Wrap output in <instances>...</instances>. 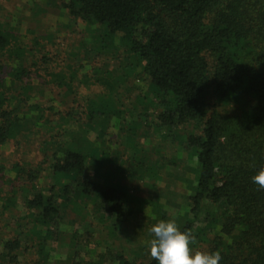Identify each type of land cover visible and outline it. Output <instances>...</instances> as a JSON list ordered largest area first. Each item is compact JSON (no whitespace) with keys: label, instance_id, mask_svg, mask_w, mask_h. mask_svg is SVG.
<instances>
[{"label":"trees","instance_id":"obj_1","mask_svg":"<svg viewBox=\"0 0 264 264\" xmlns=\"http://www.w3.org/2000/svg\"><path fill=\"white\" fill-rule=\"evenodd\" d=\"M39 1L29 0L36 17L42 3L54 1L70 21L91 29L93 47L83 64L67 61L75 53L54 62L37 37L23 43L17 20L0 22V264H52L48 245L64 232L68 211L111 217L116 237L144 209V202L130 207L121 177L156 181L168 165L184 173L186 209L171 219L154 202L152 224L175 221L195 237L193 251H219L220 264H264V188L252 183L264 169V0ZM34 75L67 96L82 87L98 94L86 100L82 119L70 113L53 122L54 105L45 107L32 94ZM139 81L145 90L123 97ZM124 112L133 123H121L130 149L125 174L102 148L111 121L120 123ZM97 120L100 146L88 139ZM42 128L56 131L42 143L46 169L4 163L7 144ZM152 132L175 146V156L141 149L140 137ZM154 154L158 167L150 162ZM44 170L52 180L45 191ZM145 246L123 247L115 263L157 264Z\"/></svg>","mask_w":264,"mask_h":264},{"label":"rangeland","instance_id":"obj_2","mask_svg":"<svg viewBox=\"0 0 264 264\" xmlns=\"http://www.w3.org/2000/svg\"><path fill=\"white\" fill-rule=\"evenodd\" d=\"M37 1L40 3L39 0ZM29 3V0H0V22L13 23L14 19L17 20L16 25L20 28L18 29L19 34L21 37L25 35L23 43L25 45L30 43L31 45L32 35L37 37L41 44L39 49L41 48L42 52L48 53L49 58L53 59L54 62H59V59L55 58L59 55L64 57L69 53H75L77 57L68 58L67 61L73 67L77 64H83L85 50H90L93 47L91 41L94 33L91 32V29L87 28L85 24L70 21L66 11L54 1L48 5L42 3L41 10L44 12L37 17L34 15L35 12L31 11ZM26 30L33 32V34L28 35ZM47 79L41 75H34L32 94L41 105L49 108L54 105L55 110L49 114V119L53 122L57 121L60 116H67L70 113L73 114L75 121L82 119L86 100L98 94V90L95 88L82 87L73 96H67L63 90L56 89L52 84H47ZM145 85L146 83L140 81L131 85L132 87L129 89L132 90V93L127 94L125 92L123 97L134 98L139 90H145ZM138 112L139 110H137ZM129 121L130 116L126 112H124L120 123L117 120L111 121L102 143L103 150L110 155L109 159L114 161L116 166L124 171V174L130 169L128 164L130 149L126 145L124 135L127 130L123 129L121 123L126 124L124 126L133 125V123L127 124ZM100 125L101 120L95 121L94 130L90 131L88 135V139L96 146H100L99 141H96V133L99 131ZM54 133L56 131L49 133L42 128L41 133L35 130L31 134L25 135V138L19 140L17 144L10 142L2 149L1 159L8 166L15 162H25L34 168L46 169L48 159L44 158L42 143L45 140L50 141V137ZM150 135H152L151 138L149 136L140 137L142 150L154 152L155 149L160 148L165 157L171 159L175 156V146H170L164 142L163 136H155L153 132ZM149 158L151 165L158 167L155 162L159 161L160 158L156 154L149 156ZM163 164H167L165 160ZM161 169L157 170L158 179L156 181L149 179L136 181L135 178L132 179L128 175L121 177V183L127 187L131 198L130 207H138V203L144 202L142 206L144 209L134 216L120 232H117L116 237L112 236L110 231L111 217L99 221L98 218L89 213L82 218L68 211L62 220V228H60L64 232L59 235V240L52 241L48 245L52 264H63L69 256H73V258L65 264H116L114 257L123 247L134 250L137 249L138 244L142 243L147 245L145 252L149 251V242L144 240L149 234V227L153 225L150 212L151 204L154 202L162 204L171 219L176 216H183L186 209L182 196L188 194V191L182 182L183 171L170 165L166 169ZM47 175L48 173L44 170L40 180V187L44 191L52 184V180ZM19 203H22L21 199ZM9 216L12 217V215ZM70 221H73L72 225L67 224ZM71 233L77 234L74 241L78 246L76 247L77 253L74 255L70 251ZM134 238H136L137 245L133 242ZM99 255L104 256L100 258Z\"/></svg>","mask_w":264,"mask_h":264},{"label":"clouds","instance_id":"obj_3","mask_svg":"<svg viewBox=\"0 0 264 264\" xmlns=\"http://www.w3.org/2000/svg\"><path fill=\"white\" fill-rule=\"evenodd\" d=\"M252 183L264 188V169L252 177ZM149 254L157 264H220L219 251H193L195 237L181 231L173 220H161L150 229Z\"/></svg>","mask_w":264,"mask_h":264}]
</instances>
